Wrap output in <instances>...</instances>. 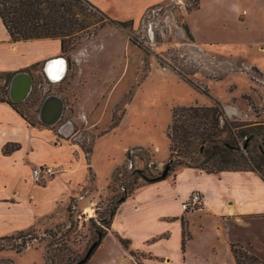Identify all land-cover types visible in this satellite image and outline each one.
I'll list each match as a JSON object with an SVG mask.
<instances>
[{
  "label": "rangeland",
  "instance_id": "1",
  "mask_svg": "<svg viewBox=\"0 0 264 264\" xmlns=\"http://www.w3.org/2000/svg\"><path fill=\"white\" fill-rule=\"evenodd\" d=\"M147 1L121 7L131 13H117L133 22L118 26L104 19L73 49L61 52L67 61L61 80L44 76V61L27 69L33 89L16 103L18 110L30 124L53 131V143L69 144L71 160L85 161L87 175L75 194L45 215L56 220L0 237V264L76 263L95 241L91 217L105 226L102 219L110 218L123 193L130 188L135 193L150 183L148 178L160 176L170 160L174 166L165 182L176 178L178 167L199 163L196 153L172 154L168 128L174 108L218 102L227 117L264 124V0H160L139 18ZM13 75L0 73L6 78L0 98L9 96ZM50 94L65 103L54 125L39 117ZM229 107L238 113H227ZM51 166L55 173L39 184L62 172L61 166ZM146 189L120 205L117 231L126 229L134 205L147 201ZM176 208L172 202L171 211ZM114 249L108 237L94 260L102 262ZM132 256L139 261L147 254Z\"/></svg>",
  "mask_w": 264,
  "mask_h": 264
},
{
  "label": "crops",
  "instance_id": "2",
  "mask_svg": "<svg viewBox=\"0 0 264 264\" xmlns=\"http://www.w3.org/2000/svg\"><path fill=\"white\" fill-rule=\"evenodd\" d=\"M90 1L114 19L135 20L119 19L123 17L117 13L121 7L136 4L137 0ZM157 2L160 0L141 4L139 18L145 9ZM61 52L58 39L13 42L0 17L1 74H14L44 61L42 72L48 77L47 62ZM0 79L1 83L6 82V78ZM2 98L6 100H0V237L56 220L53 216L46 219L45 215L63 199L75 194L87 175L85 161L71 160L69 144L53 143L56 138L53 131L30 124L8 102L9 96ZM234 111H237L234 107L227 109V113ZM44 163L61 166L62 172L46 184H39L33 168ZM166 178L136 190L132 196L147 186L143 195L148 199L142 205H134L127 215L126 229L117 231L113 225L123 202L119 205L113 227L86 264H238L233 244L264 261V179L258 172H207L180 166L175 179L169 177L171 179L165 182ZM194 190L203 195L204 208L185 211L182 202ZM172 202L177 205L175 211H171ZM185 231L188 237L183 246ZM119 236L129 240L132 251H141L147 256L137 261L131 250L119 241ZM108 237L115 249L110 250L102 262L95 261L94 257Z\"/></svg>",
  "mask_w": 264,
  "mask_h": 264
},
{
  "label": "trees",
  "instance_id": "3",
  "mask_svg": "<svg viewBox=\"0 0 264 264\" xmlns=\"http://www.w3.org/2000/svg\"><path fill=\"white\" fill-rule=\"evenodd\" d=\"M0 17L13 42L59 39L62 52L73 49L78 39L92 34L96 24H103L104 19L118 26L133 22L110 17L90 0H0ZM8 102L18 110L16 103ZM172 118L168 128L172 154L181 151L186 157L192 153L201 156L196 160L199 163H186V166L207 172L253 170L264 179V124L254 125L252 122L227 117L225 109L218 102L209 106H178L173 109ZM173 166L174 161L171 160L170 170ZM148 180L153 182L161 179L157 176ZM133 193L134 188H130L117 200L110 210V218L102 219L105 226L96 223L91 217L98 246L111 230L119 205ZM187 237L186 231L183 232V246ZM118 238L129 249V240L121 236ZM232 248L238 264H264L263 260L248 253L242 246L233 244ZM130 253L134 255V251Z\"/></svg>",
  "mask_w": 264,
  "mask_h": 264
},
{
  "label": "water",
  "instance_id": "4",
  "mask_svg": "<svg viewBox=\"0 0 264 264\" xmlns=\"http://www.w3.org/2000/svg\"><path fill=\"white\" fill-rule=\"evenodd\" d=\"M64 59L65 58L63 56H59L55 59H50L47 62V66L53 60H64ZM46 71L49 79L53 80L48 70ZM33 84H34V78L30 71L28 70L16 71L10 82L9 99L16 103L24 102L30 96L33 89ZM64 110H65V103L61 96L57 94L47 95L44 98L43 102L41 103V107L39 110L40 120L46 125H54L60 121V119L63 116ZM170 161L165 165L162 174L159 176L160 179H164L167 177L170 171ZM97 247H98V242L97 241L93 242L88 248L84 257H82L74 264H85L90 259V257L92 256V254L94 253Z\"/></svg>",
  "mask_w": 264,
  "mask_h": 264
},
{
  "label": "built area",
  "instance_id": "5",
  "mask_svg": "<svg viewBox=\"0 0 264 264\" xmlns=\"http://www.w3.org/2000/svg\"><path fill=\"white\" fill-rule=\"evenodd\" d=\"M237 114L238 111H234ZM233 115V114H232ZM53 167L47 163L39 164L33 168V174L36 180L40 181L54 174ZM182 208L185 211H197L204 208L203 195L200 191L194 190L189 196L182 202Z\"/></svg>",
  "mask_w": 264,
  "mask_h": 264
},
{
  "label": "bare ground",
  "instance_id": "6",
  "mask_svg": "<svg viewBox=\"0 0 264 264\" xmlns=\"http://www.w3.org/2000/svg\"><path fill=\"white\" fill-rule=\"evenodd\" d=\"M55 58L57 57H53L52 59H55ZM66 63L67 61L64 59V60H53L52 62L48 64L47 70L50 76L53 78V81H58L59 79L64 77V74L66 73V70H67Z\"/></svg>",
  "mask_w": 264,
  "mask_h": 264
}]
</instances>
